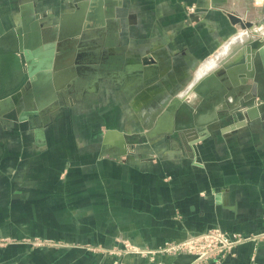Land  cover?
I'll return each mask as SVG.
<instances>
[{"label":"crops","instance_id":"obj_1","mask_svg":"<svg viewBox=\"0 0 264 264\" xmlns=\"http://www.w3.org/2000/svg\"><path fill=\"white\" fill-rule=\"evenodd\" d=\"M0 23V264H264V237L218 263L128 250L264 234V54L245 49L264 41V4L0 0ZM67 41L103 43L85 88L106 90L103 110L53 113L82 98ZM34 83L50 95L29 100Z\"/></svg>","mask_w":264,"mask_h":264},{"label":"rangeland","instance_id":"obj_2","mask_svg":"<svg viewBox=\"0 0 264 264\" xmlns=\"http://www.w3.org/2000/svg\"><path fill=\"white\" fill-rule=\"evenodd\" d=\"M245 35H246V33L243 34V36H245ZM102 46H103L102 42H96V43L91 42V43H89V42L85 41V42H82L80 44V47H78L72 41L66 42L65 48L63 49V54H64L65 59L68 58L67 56H72L74 51L80 50L78 53V56L76 57L75 60L82 62V64L77 68L79 71L81 79L79 80V83L77 84V87H76L77 91H76L75 97H77V96L81 97L82 96V98H81V101L79 103L75 102V103H73V105H71V103L61 105L62 102L67 103L66 99H68V93H64L63 95L59 96L60 99H62L63 101L62 102L60 101L59 105L57 104L53 113L58 114L59 112H62V111L64 112V110L65 111L68 110L69 112H74L78 115V114H83V113L89 114L90 112H97V111L104 109V106L106 105V103L108 101V96H109L107 94L106 90L104 88H100V87H96V89L92 88L88 91L85 89V88H87L88 82H89L88 81V77H89L88 73L91 72V77L94 76L96 72H99L100 65H103L102 64V62H103L102 55L103 54L101 53V54H99V56L97 55L96 59L95 58L89 59V60L83 59V58L89 56V51H93V50L101 51ZM92 63H96V64L92 65ZM116 89L119 90V88H116ZM138 91H139L138 89H132V90L125 91L123 94H122V92L121 93L118 92V94L116 96L114 95V97L118 100H120V99L122 100V98H124L125 101L132 102L134 96L136 95V93ZM84 92L86 94H84ZM172 94H174V91H172V90H167V91H164L163 93H161L162 104H161V108H159V109L156 108L157 112H158V110L164 108L165 101H168V99L171 97ZM184 94L180 95V96H184ZM118 102L119 101H117V103ZM170 104L167 106V110H169L168 107L170 106ZM212 228H218V227H212ZM209 229H211V228H209ZM224 233L233 239L234 238H236V239L241 238L242 239L241 241L236 242L234 245L241 243V242L249 241V240H257L258 241L259 239L264 237V234L244 235L241 233H236L234 235H231V234L227 233L226 231H224ZM234 245L232 246V248L226 249V251L224 253V257L222 258V260L226 259L232 255V250H233ZM166 254H171V253H166ZM182 254H184V253H182ZM185 254H191V253H185ZM191 255H193L195 257L196 263H203V262L207 263L210 261V259H216L215 255H214V256L207 258V259L197 260V258H198L197 255H195V254H191ZM216 263H218L217 260H216Z\"/></svg>","mask_w":264,"mask_h":264},{"label":"built area","instance_id":"obj_3","mask_svg":"<svg viewBox=\"0 0 264 264\" xmlns=\"http://www.w3.org/2000/svg\"><path fill=\"white\" fill-rule=\"evenodd\" d=\"M255 5L264 4V0H252ZM188 12L194 13L195 7L188 6ZM241 238H231L227 236L221 228H211L199 233H189L182 240H167L158 249H143L141 247L130 246L129 251L148 255L152 258L156 254H182L191 253L197 255V260H203L215 255L217 261L224 257L226 249L241 241Z\"/></svg>","mask_w":264,"mask_h":264},{"label":"water","instance_id":"obj_4","mask_svg":"<svg viewBox=\"0 0 264 264\" xmlns=\"http://www.w3.org/2000/svg\"><path fill=\"white\" fill-rule=\"evenodd\" d=\"M230 20L234 24H241L243 28L251 27L253 23L251 21H244L240 16L236 15L235 13H229L228 14ZM0 31H3L2 25L0 23ZM246 51L248 52L249 55L253 53L254 50H258L260 53L264 54V41L261 40H256L247 43L246 45ZM25 60V59H24ZM177 107L174 108L176 110Z\"/></svg>","mask_w":264,"mask_h":264},{"label":"flooded vegetation","instance_id":"obj_5","mask_svg":"<svg viewBox=\"0 0 264 264\" xmlns=\"http://www.w3.org/2000/svg\"><path fill=\"white\" fill-rule=\"evenodd\" d=\"M68 58H66L65 60V64L67 65H70L71 68H74V69H77L81 64L82 62L81 61H78V60H73V58L71 56H67ZM94 57H85L83 59H86V60H89V59H93ZM26 71V70H25ZM39 83H34L33 85H31L32 87L30 89H28L26 92H25V96H27V98L29 100L31 99H35L36 101H40V99L46 94L47 96L50 95V91L48 90H45V89H36L38 86Z\"/></svg>","mask_w":264,"mask_h":264},{"label":"bare ground","instance_id":"obj_6","mask_svg":"<svg viewBox=\"0 0 264 264\" xmlns=\"http://www.w3.org/2000/svg\"><path fill=\"white\" fill-rule=\"evenodd\" d=\"M155 89V88H154ZM152 94H153V91L152 89H146V90H143L140 95H139V103L140 102H144L146 101L148 98L152 97Z\"/></svg>","mask_w":264,"mask_h":264}]
</instances>
